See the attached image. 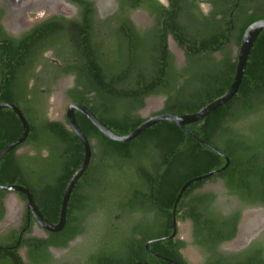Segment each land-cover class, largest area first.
I'll return each mask as SVG.
<instances>
[{
	"label": "trees",
	"instance_id": "16d2710c",
	"mask_svg": "<svg viewBox=\"0 0 264 264\" xmlns=\"http://www.w3.org/2000/svg\"><path fill=\"white\" fill-rule=\"evenodd\" d=\"M135 1L122 0L123 4ZM142 1L149 2L159 20L161 17L167 18V34L170 32L185 51V66L179 68L172 63L165 32L150 47V56H153L156 66L152 91L155 94L164 91L167 95L161 113H195L223 95L235 71L236 58L232 56L230 43L238 47L244 29L264 18V0H210L213 8L208 15L194 12L198 8L194 0H168L167 9L155 0H139ZM44 31L48 33L46 28ZM228 36L230 43L227 41ZM81 38L85 44L87 37L86 41L84 36ZM25 42L24 39L10 40L8 47L0 45V59L3 56L6 59L3 65L0 63V71L11 75V84L8 82L4 85L0 101L8 100L17 105L25 102V97L21 101L16 98L15 92L20 89L19 86L15 87V83L19 78L14 80V74H19L23 60L33 53L35 55L30 46L23 48ZM128 43L133 44L131 36L126 41ZM81 49V54L87 59L92 57L93 54L84 45ZM215 51L219 52L220 58L214 57ZM118 56L123 58L120 52ZM167 64L170 66L171 79L160 89V80L167 72ZM34 67L32 64L26 65L27 77H32ZM37 88L33 92H38ZM101 92V89L97 90L99 99L106 97ZM143 95L139 97V106L143 105ZM26 116L29 126L26 143L33 144L38 152L37 158H40L41 150L48 152L38 162L39 187L33 191L34 197L42 216L55 224L65 185L82 162L83 147L60 122L47 121L39 116V124L34 125L27 113ZM144 120L125 114L119 118L107 117L103 124L122 136L132 132ZM78 125L87 140H95L96 153L93 154L106 159L107 166L100 180L104 190L100 194H93L90 209L85 208L87 195L84 186L78 185V180L70 193L71 204L66 208L64 231L50 233L49 238L18 240L14 236V239L1 245L0 264H59L54 261L47 247L66 246L67 240L77 234H83L86 242L75 250V254L81 258L78 264H134L141 260V254L135 245L133 228L114 225L112 222L109 225L113 214H119L120 220L129 221L131 212L128 210L138 198L141 204L153 212L155 223L158 220L166 223L171 220L172 205L180 187L186 181L225 164L223 157L170 122H158L126 143L111 141L88 120L78 119ZM185 127L229 158L227 168L221 173H213L186 187L175 209L178 214L183 201L186 202V210L177 217L192 220L191 243L200 249L202 264H264V235L238 253L236 261H233V256H224L219 245L235 237L239 209L224 216L222 209L231 204L229 200L220 203V195L214 191L194 193L195 189L203 188L206 182L220 179L223 197L235 198L241 206L264 207V29L249 51L236 94L203 119ZM21 134L22 127L16 115L11 110L1 109L0 150ZM14 152L15 149L9 150L0 160L2 185L21 184L19 160ZM147 188L148 191L143 192ZM95 191L99 193V190ZM1 194L3 196L5 193ZM91 209L99 213L97 218L100 222L95 228H89V239L80 221L86 218ZM77 213L81 214L76 216ZM2 215L0 202V219ZM155 226L152 227L155 237L172 232L171 226ZM186 244L184 240H168L154 244L153 249L177 264H190L180 251ZM21 247L26 249L23 255Z\"/></svg>",
	"mask_w": 264,
	"mask_h": 264
},
{
	"label": "flooded vegetation",
	"instance_id": "af4514ba",
	"mask_svg": "<svg viewBox=\"0 0 264 264\" xmlns=\"http://www.w3.org/2000/svg\"><path fill=\"white\" fill-rule=\"evenodd\" d=\"M155 1L167 9L168 0ZM194 3L198 7L194 10L196 14L208 15L213 8L210 0H194ZM217 17L219 18V16ZM44 28L48 33L45 34ZM163 32H165L166 45L172 57V63L179 68L184 67V49L181 48L170 32L167 34V18L161 17L159 20L148 1L139 2L136 0L132 3L123 4L122 0H0V45L3 44L8 47L10 40L22 41L24 39L26 42L23 48L30 46L35 51V55L33 53L31 57L23 60L19 74H14V80L19 78L15 87L19 86L20 89V91L15 92V96L20 101L25 97V102L17 105L8 100H1L0 104L15 105L26 122V113L33 120L34 125L39 124V116H42L47 121L60 122L71 133L73 132L66 122L65 115L72 104L84 105L102 124L107 117L119 118L126 114L146 119L149 116L160 114L167 100V95L164 91L160 94H155L153 93L154 90L152 91L151 84L154 81L156 66L153 56H150V47ZM82 36H84L85 41V37H87L85 44L81 40ZM129 36L132 37V45L126 44ZM227 41H229V36ZM118 42L121 43L120 47H118ZM81 45H84L93 54L90 59L81 54L83 51ZM230 45L232 46V56L235 57L236 46L232 42ZM118 52L123 58L118 56ZM213 55L215 58H220L218 51H215ZM5 60V56L0 59L1 65L4 64L3 61ZM27 64L35 66L30 78L27 77ZM161 79L160 89L171 79L169 64H167V72H164V77ZM8 82L11 84L10 73L1 70L0 98H3L1 91ZM37 86L38 92H33ZM98 89L102 90L101 93H104L105 98H97ZM107 89L114 91H107ZM141 95H143V105L139 106ZM73 112L77 125L78 119L88 120L79 111L74 110ZM78 127L80 128L79 125ZM28 134L23 142L13 149H15V156L19 160L20 178L22 179L19 186L28 190L35 207L39 211L33 191L39 187L37 179L38 162L48 152L41 150L39 152L40 158H37L38 152L34 149L33 144L26 143ZM88 142L91 154L86 169L78 178L80 180L78 185L84 186L87 195L84 205L85 208L90 209L92 195L100 194L104 190L100 180L107 162L105 157L93 154L96 153L94 149L95 140L90 139ZM208 183L211 181L206 182L203 188L195 189L194 193L212 191L206 190L205 187ZM95 190H99V193ZM145 191H148V188L143 189V192ZM1 192L5 194L2 196ZM146 195L148 196V194ZM0 197L3 210L0 219V248L4 242L14 239V236H17L18 240L30 237L49 238L51 232L43 230L38 225L34 215L27 208V199L24 194L0 191ZM227 200L231 204L223 207L222 214L227 216L239 209L237 230L235 237L230 241L221 243L219 249L225 253L224 256H233V261H236L235 256L245 250L251 242L262 239L264 221L263 224H260L259 222L254 223L253 219L250 221L245 219L248 213L256 210L264 211V207L241 206L235 198L225 197L223 201ZM70 201L69 195L67 207L68 204H71ZM186 208V202L183 201V207L178 214L175 212L176 233L168 239L166 237L171 234L155 237L153 228L155 225H167V227L171 226L172 228V209L170 221L167 220L165 223L163 220H158L155 223L153 212L149 210L148 206L141 204L138 198L135 199L132 207L127 209L131 212L129 221L120 220V215L116 213L113 214L112 220H109V225L112 222L114 225L133 228L135 245L141 254V260L134 264H177L173 259L159 254L153 249L154 244L158 242L177 239L187 243L180 251L191 247L195 254L199 253L200 264H202L203 255L200 249L191 243L192 220L188 217L183 219L177 217L182 215ZM89 211L86 218L80 221V225L86 228L87 233L90 232L91 226L95 228L100 222L97 218L99 213L93 212V209ZM261 212L259 211L254 215ZM39 213L41 214L40 211ZM102 215L104 217V212ZM180 224L188 227L186 239L178 236ZM65 225L66 217L63 228L54 233L64 231ZM240 228L244 233L241 240ZM84 237L83 234H77L67 240L66 246L49 245L47 251L59 264H78L81 258L75 254V250L83 244L85 245ZM86 237L90 239V233ZM228 242H232V246L223 248L222 246ZM20 249L22 253H25V247Z\"/></svg>",
	"mask_w": 264,
	"mask_h": 264
},
{
	"label": "water",
	"instance_id": "95a60500",
	"mask_svg": "<svg viewBox=\"0 0 264 264\" xmlns=\"http://www.w3.org/2000/svg\"><path fill=\"white\" fill-rule=\"evenodd\" d=\"M264 29V18L263 19H258L251 24H249L243 31L240 43L238 47L235 49V71L234 75L231 81V84L229 88L226 90V92L214 99L213 101L209 102L205 106H203L201 109H199L195 113L191 114H175V113H160L156 115L149 116L146 118L142 123H140L132 132H130L127 135H118L111 131L109 128H107L105 125H103L91 112L90 110L85 107L84 105L77 103V104H72L69 106L67 109L65 118L67 124L70 126L72 132L74 135L78 138L79 142L81 143L83 147V159L79 167L72 173L70 176L69 180L67 181L62 198H61V203H60V212H59V218L56 224H52L45 220L43 216L39 213L37 208L35 207L32 196L28 192L27 189L19 186V185H2L0 184V191H5V192H19L22 193L26 196L27 199V208L29 211L32 212L34 215L38 225L45 231L47 232H58L60 231L65 223V217H66V207H67V202L68 198L70 195V192L72 190V187L74 186L75 182L78 180V178L82 175L84 170L86 169L89 158H90V146L87 138L85 135L81 132L80 128L77 125L75 116H74V110L79 111L82 113L90 122L91 124L105 137L110 139L111 141L115 142H120V143H126L135 138L137 135H139L142 131L147 129L148 127L158 123V122H170L175 124L178 128L181 130L186 131L191 137L199 141L201 144L209 148L210 150L214 151L216 154L220 155L221 157L224 158L225 164L214 170L210 171L207 174L203 176H198L194 177L188 181H186L179 189V192L176 195V198L174 199L173 205H172V233L170 236L166 237V239L171 238L175 233H176V227H175V208L176 204L182 194V192L188 187L192 182L201 180L203 178H206L208 176H211L213 173H221L223 170H225L229 164V158L227 155L224 153L218 151L208 143L204 142L203 140L199 139L195 135H193L188 129L185 127L187 124H191L194 122H197L201 119H203L205 116H207L209 113L214 111L215 109L221 107L224 105L226 102H228L238 91L240 83L242 81L244 69H245V64L246 60L249 54V51L256 40L257 36L259 33ZM1 108H8L11 109L18 117L21 127H22V134L21 136L14 140L13 142H10L6 146H4L0 150V160L3 157V155L8 152L9 150L13 149L14 147L18 146L23 140L26 138L28 134V124L23 117L22 113L20 110L13 104L10 103H4L0 104V109Z\"/></svg>",
	"mask_w": 264,
	"mask_h": 264
},
{
	"label": "rangeland",
	"instance_id": "374dc122",
	"mask_svg": "<svg viewBox=\"0 0 264 264\" xmlns=\"http://www.w3.org/2000/svg\"><path fill=\"white\" fill-rule=\"evenodd\" d=\"M206 190H212L214 192H218V194L220 195L218 197L219 199V202L223 203V200L225 197H223V189H222V184H221V181L220 180H215L211 183H208V185L205 187ZM225 207V206H224ZM254 211V210H253ZM261 212L262 210H256L254 212H251V213H248L247 217L245 220H252L254 221V223H260V224H263V221H264V211H262L261 213L257 214V215H254L256 214L257 212ZM257 220V221H256ZM187 233H188V227L185 226V225H179L178 227V236L180 238H183V239H186L187 237ZM239 235L241 236L240 240L242 239L244 233H243V230L242 228H240V231H239ZM239 238V237H238ZM232 242H228V243H225L222 247L223 248H228V247H231L232 246ZM21 254L23 255L22 251H21ZM182 254L187 258V260L189 261L190 264H200V256H199V253L197 252L195 254V252L193 251V249L191 247H188L186 249H184L182 251Z\"/></svg>",
	"mask_w": 264,
	"mask_h": 264
},
{
	"label": "bare ground",
	"instance_id": "6f19581e",
	"mask_svg": "<svg viewBox=\"0 0 264 264\" xmlns=\"http://www.w3.org/2000/svg\"><path fill=\"white\" fill-rule=\"evenodd\" d=\"M150 105V104H149ZM9 209L11 210V208L9 207Z\"/></svg>",
	"mask_w": 264,
	"mask_h": 264
}]
</instances>
